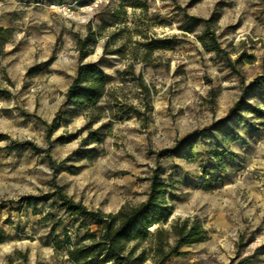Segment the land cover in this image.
Instances as JSON below:
<instances>
[{
    "label": "rangeland",
    "instance_id": "374dc122",
    "mask_svg": "<svg viewBox=\"0 0 264 264\" xmlns=\"http://www.w3.org/2000/svg\"><path fill=\"white\" fill-rule=\"evenodd\" d=\"M86 63L106 75L127 120L86 128L65 105ZM262 76L264 0H0V264H70L53 240L77 245L85 230L48 196L115 215L147 201L154 174L169 246L182 223L195 230L187 242L201 239L164 264H264Z\"/></svg>",
    "mask_w": 264,
    "mask_h": 264
},
{
    "label": "trees",
    "instance_id": "16d2710c",
    "mask_svg": "<svg viewBox=\"0 0 264 264\" xmlns=\"http://www.w3.org/2000/svg\"><path fill=\"white\" fill-rule=\"evenodd\" d=\"M24 1L37 4L43 0ZM61 1L56 0V3H61ZM87 42V38L76 42V51L81 62L88 57V53L85 52ZM210 43L212 48L209 51L220 53L219 45L212 34H210ZM103 54L105 55V51ZM260 79L264 80V76ZM110 85L106 75L97 64H80L65 94V105L75 107L83 113L87 123L86 128L106 115L110 116L111 120H116L119 116L121 117L119 121L127 120L130 114L118 109V103ZM141 88L148 93V90L142 85ZM104 100H108V106L99 107V104ZM109 103H113L114 106H109ZM230 113L232 114L233 111ZM184 141L185 139L178 145ZM93 142L95 141L93 140ZM25 147H30V144H14L13 148L10 149L19 148L22 150ZM174 152V150H165L160 153V156L171 155ZM164 194L165 186L154 174L150 178V190L145 203L134 207H121L115 215H104L98 211H89L81 204H75L58 190L56 194L48 196V200L56 198L60 201L59 208L64 210L75 225H78L79 228H74L75 231L78 232L79 229L85 231L82 237H76L77 245H74L66 234L63 235L62 241L59 240V237H55L53 240L54 251L61 253L63 249H66L67 261L70 264H145L147 261H152L154 264H164L170 257L178 254L179 249L185 245L201 242V239L188 242L185 240L191 238L195 230L189 228L186 231L184 223L178 229L173 228L172 236L175 241L172 246H169L166 234H163L161 230L149 232L151 226L164 222L171 215L165 205L160 204ZM20 202L29 206L42 203L41 200L37 201L32 197L22 198ZM50 217L47 214L44 221ZM60 226L61 222L55 224L53 231ZM91 227L96 228V231H91ZM150 241L155 243V248L142 247L143 244ZM246 263L247 260H241L236 264ZM230 264H235V261L232 260Z\"/></svg>",
    "mask_w": 264,
    "mask_h": 264
},
{
    "label": "bare ground",
    "instance_id": "6f19581e",
    "mask_svg": "<svg viewBox=\"0 0 264 264\" xmlns=\"http://www.w3.org/2000/svg\"><path fill=\"white\" fill-rule=\"evenodd\" d=\"M157 229L156 225L150 227L149 232H154Z\"/></svg>",
    "mask_w": 264,
    "mask_h": 264
}]
</instances>
